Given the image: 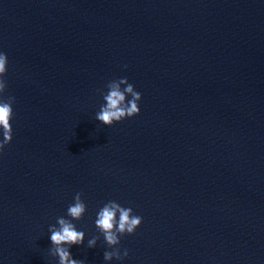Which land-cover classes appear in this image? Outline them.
Segmentation results:
<instances>
[{
	"label": "water",
	"instance_id": "95a60500",
	"mask_svg": "<svg viewBox=\"0 0 264 264\" xmlns=\"http://www.w3.org/2000/svg\"><path fill=\"white\" fill-rule=\"evenodd\" d=\"M0 52V264H58L48 228L77 192L85 264H264V0H0ZM122 77L140 112L104 125ZM109 200L143 219L105 261Z\"/></svg>",
	"mask_w": 264,
	"mask_h": 264
},
{
	"label": "clouds",
	"instance_id": "9594fccd",
	"mask_svg": "<svg viewBox=\"0 0 264 264\" xmlns=\"http://www.w3.org/2000/svg\"><path fill=\"white\" fill-rule=\"evenodd\" d=\"M7 62L6 53L0 52V130H2L0 132L2 135L0 152L3 151L5 145L11 142L13 134L11 121L14 116L12 106L15 103V97L4 95L7 89L5 79ZM106 88L107 92L98 90L105 103L96 113V120L110 126L114 122L139 114V101L142 94L135 90L134 85L129 83L126 77L109 81ZM129 96L131 99H128ZM81 197L82 193L77 192L74 202L67 208L66 215L71 219L64 216L57 217V223L48 228L51 241L49 255L58 258V264H85L84 260L74 259L70 252L73 245H81L85 239V233L77 230L76 225L72 222L81 219L86 212V204ZM142 219L141 216L133 214L131 207H123L115 200H109L99 209L95 226L103 235L109 248L112 249L103 253L105 261H111L113 258L122 259L123 256L128 255V250L125 249L122 256L120 249L116 246L120 244L122 236L135 232L142 223ZM98 239V236H93L87 241V247H95Z\"/></svg>",
	"mask_w": 264,
	"mask_h": 264
}]
</instances>
